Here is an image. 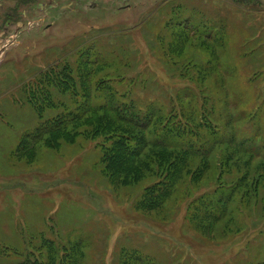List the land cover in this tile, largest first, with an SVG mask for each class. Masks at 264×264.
Listing matches in <instances>:
<instances>
[{
  "label": "rangeland",
  "instance_id": "obj_1",
  "mask_svg": "<svg viewBox=\"0 0 264 264\" xmlns=\"http://www.w3.org/2000/svg\"><path fill=\"white\" fill-rule=\"evenodd\" d=\"M48 257L264 264V0H0V264Z\"/></svg>",
  "mask_w": 264,
  "mask_h": 264
},
{
  "label": "trees",
  "instance_id": "obj_2",
  "mask_svg": "<svg viewBox=\"0 0 264 264\" xmlns=\"http://www.w3.org/2000/svg\"><path fill=\"white\" fill-rule=\"evenodd\" d=\"M101 105H103V104H101ZM99 107H102V106H99ZM91 109H92V112H93L94 108H92V106H90L88 110H91ZM90 114L91 113H89V115ZM114 115L117 116V119L123 120L124 123L133 125L135 127L138 126L135 123V122H137L136 118L133 117V116H127L126 112H124L123 110L122 111H116L115 110L114 111ZM81 118H83V117H81L79 114H72L71 116H66L64 118H61L60 119L61 121L59 120L60 121V123H59V127L60 128L59 129H64L68 125L73 124L74 122L80 120ZM124 119H127V120H124ZM140 124L141 125H139L138 128H141V127L145 126L147 124V122L146 121H142ZM99 125L100 126L98 127V129L100 131V129H102L103 127H102V124H99ZM103 130H105V128H103L102 131ZM111 131L113 132L112 134L114 135L113 137H114L115 140L110 142L109 144L102 143L101 146H102V151H103L104 155L109 158L110 167L112 169L115 168V166L119 167V164H123V166L127 165V164H130V162L134 161L140 155V152L142 150V149L140 150V148L142 146V140H144V142L146 141V143H148L147 140L144 138V139L140 140V142H139V140L136 142V143H138L137 146H135L134 144L130 145L129 143H130L131 139L128 138V135H125L126 137L124 139H120V138H123V137H120V136H123L122 134H120V133H118V132H116L114 130H111ZM176 131H179V130H176ZM106 132L108 133L109 131H105V133ZM183 132H186V131H183ZM169 135L172 136L170 131H169ZM168 139H169L168 136H166L164 138H161L160 141L159 140L153 141V143H152V145H154L153 148L154 147L158 148V149L166 148V144L169 143ZM182 139L185 140L187 145L184 146V147H183V145H182V147H179L180 152L182 151V159H181V162L179 164V169L182 168V165H184L185 160H183V159L186 156H188V155L191 156L194 153L195 154H199L198 152H193L192 153L193 143L189 139V137H184ZM251 147H254V146H251ZM261 149L262 148H260V149L249 148V151L250 152H254L257 155H259L258 151H260ZM243 152H245V150H243ZM202 155H204V154H202ZM177 159L180 160V158H177ZM174 160H175L174 162L177 161L176 159H174ZM119 169H121V168H119ZM169 191H171V189L169 187H167L165 184H162V183H160L153 190L146 191V196L150 199L148 207L154 208V207L159 206V204L167 196ZM148 192H149V194H147ZM227 194L229 195L230 193L228 192ZM229 199H230V197H229ZM219 210L222 211V208L218 209V211ZM219 212L218 213L217 212L211 213L208 216H218ZM54 258H55V256L50 254L51 261L54 260ZM48 259H49V257H48ZM50 259L45 264H49L51 262ZM75 264H78L77 261H76Z\"/></svg>",
  "mask_w": 264,
  "mask_h": 264
}]
</instances>
